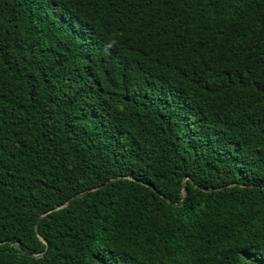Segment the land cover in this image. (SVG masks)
<instances>
[{
  "label": "trees",
  "instance_id": "trees-1",
  "mask_svg": "<svg viewBox=\"0 0 264 264\" xmlns=\"http://www.w3.org/2000/svg\"><path fill=\"white\" fill-rule=\"evenodd\" d=\"M0 264H264V0H0Z\"/></svg>",
  "mask_w": 264,
  "mask_h": 264
},
{
  "label": "water",
  "instance_id": "water-1",
  "mask_svg": "<svg viewBox=\"0 0 264 264\" xmlns=\"http://www.w3.org/2000/svg\"><path fill=\"white\" fill-rule=\"evenodd\" d=\"M152 187H154L153 185H151ZM85 193V192H84ZM83 193H81V194H79V196L80 195H82ZM185 199V198H184ZM70 201H68V202H66L64 205H66V204H68ZM51 210H53V209H51ZM45 213H43L42 214V216L44 215ZM36 230H37V232H39V229H38V223H37V226H36ZM44 240V242H46L47 243V246H48V241L46 240V239H43ZM43 254V252L42 253H39V254H33V255H36V256H40V255H42Z\"/></svg>",
  "mask_w": 264,
  "mask_h": 264
}]
</instances>
